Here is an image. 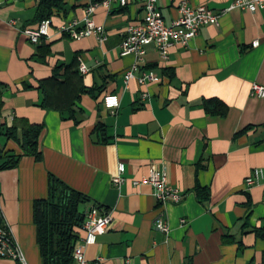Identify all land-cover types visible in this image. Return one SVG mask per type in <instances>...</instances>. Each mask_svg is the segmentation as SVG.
I'll list each match as a JSON object with an SVG mask.
<instances>
[{
	"label": "crops",
	"instance_id": "1",
	"mask_svg": "<svg viewBox=\"0 0 264 264\" xmlns=\"http://www.w3.org/2000/svg\"><path fill=\"white\" fill-rule=\"evenodd\" d=\"M62 1L64 9L49 20V38L33 45L22 31L37 27V0H0V132L16 120L42 126L41 161L22 157L0 171V215L26 263L42 264L32 204L47 198L52 176L86 197L84 214L94 207L111 216L105 233L84 249L90 262L264 264V99L251 95L252 85L264 87V9L224 12L234 0H157L165 25L178 18L182 2L218 16L217 26L201 27L162 61L152 47L141 59L119 55L125 29L143 20L140 0L95 9L91 20L103 28V43L58 33L72 21L82 28L86 8L103 0ZM133 65L135 78L152 72L158 82L133 79L125 86ZM58 67V90L40 88ZM44 95L53 108L42 106ZM106 95L119 99L113 112L102 106ZM208 101L224 105L225 115L207 114ZM0 145L21 154L3 136ZM119 164L124 181L116 187ZM150 167L180 191L179 204L160 205L150 186L133 185ZM254 171L259 175L246 188ZM156 220L168 234L153 229Z\"/></svg>",
	"mask_w": 264,
	"mask_h": 264
},
{
	"label": "built area",
	"instance_id": "2",
	"mask_svg": "<svg viewBox=\"0 0 264 264\" xmlns=\"http://www.w3.org/2000/svg\"><path fill=\"white\" fill-rule=\"evenodd\" d=\"M144 10V17L140 24L130 25L125 29V34L120 44V56L133 55L136 59L146 53L147 48H154L160 59L166 61L168 59L169 50L175 46L186 47L188 43L195 37L198 30L203 26H217L218 16L211 10L200 6L196 8L188 7L185 2H182L178 7V18L165 25L161 14L159 13L156 1L157 0H140ZM110 2L118 3L124 6L127 0H103L98 3L90 4L85 10V18L83 20V27H78L77 21H72L66 26L58 29V33L66 34L71 39H80L84 37H94L99 43L106 40L103 28L94 24L91 20V15L97 7H108ZM237 9L255 13L264 9V0H234L224 12ZM50 21H42L34 30H23L22 34L27 40L35 45L42 39L49 38ZM258 42L252 43V47H257ZM137 70L136 66L130 67L124 76L123 81L125 86L136 79L139 85L147 83H156L158 78L152 72L143 73L140 77L135 78L134 73ZM79 72L86 73L83 65H80ZM251 95L264 99V87L256 84L251 87ZM102 106L107 111H115L119 106V99L116 95H106L102 99ZM123 164L117 166V174L113 177L112 183L118 187L124 179ZM259 173L254 171L251 177L245 179L246 188L251 187L257 179ZM133 185H148L152 188V196L160 205H177L182 199V195L178 189L171 187L167 183L166 176L163 172L158 171L154 167L148 169V173L139 181H134ZM111 223V216L109 214L100 215L96 208H90L85 213L84 223L81 227L83 233L82 238L73 251V261L75 264H99L97 259L93 262L85 258L84 249L88 246L94 245L96 238L105 233ZM185 224L184 220L180 221ZM153 229L163 234H168L169 229L166 224L160 220L153 223ZM0 259H8L17 264H27L24 256L17 244L12 230L6 224L0 215Z\"/></svg>",
	"mask_w": 264,
	"mask_h": 264
},
{
	"label": "trees",
	"instance_id": "3",
	"mask_svg": "<svg viewBox=\"0 0 264 264\" xmlns=\"http://www.w3.org/2000/svg\"><path fill=\"white\" fill-rule=\"evenodd\" d=\"M63 9L62 0H37L36 25L38 26L42 21L50 20L53 12ZM68 67L66 66L65 69ZM60 69L61 67L56 68L54 75L42 83L40 88L44 89V84H50L56 87L55 90H58V86L61 84L57 82L55 72ZM76 98L78 95L72 100ZM49 102L48 96L44 95L42 106L53 108L49 106ZM203 105L204 111L212 116L223 117L226 113V108L221 103L208 101ZM70 106L71 103L58 111L69 110ZM18 130L20 131L19 135ZM41 131V125H30L23 120H16L11 127L3 129L0 136L14 142L21 154L14 155L11 152H4L3 146L0 145V171L15 168L22 157H29L40 162L42 158L38 150V138ZM86 201L84 195L70 189L58 179L49 177L47 198L36 200L32 204V223L42 264H72L74 262L73 251L79 243L80 235H82L81 227L85 219L82 206Z\"/></svg>",
	"mask_w": 264,
	"mask_h": 264
}]
</instances>
